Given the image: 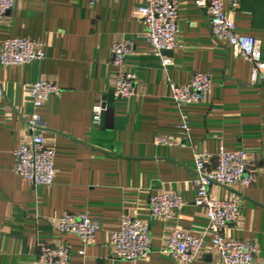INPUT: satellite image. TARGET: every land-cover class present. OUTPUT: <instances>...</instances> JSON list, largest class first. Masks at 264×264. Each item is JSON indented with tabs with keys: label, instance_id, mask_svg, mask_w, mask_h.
Segmentation results:
<instances>
[{
	"label": "crops",
	"instance_id": "obj_1",
	"mask_svg": "<svg viewBox=\"0 0 264 264\" xmlns=\"http://www.w3.org/2000/svg\"><path fill=\"white\" fill-rule=\"evenodd\" d=\"M174 1L182 48L165 54L171 59L166 69L142 37L139 4L131 0H14L0 20V47L7 39H28L42 42L45 53L26 65L0 64V264H40L43 244L68 246L69 264H182L163 249L174 228L206 229L204 211L195 205L194 156L220 148L244 151L257 174L248 187H209L215 199L241 201L239 223L223 235L257 243L255 264H264V69L253 80L250 62L211 37L205 10L195 0ZM224 7L236 33L259 42L264 62V0H241L234 12ZM123 40L135 41L124 70L136 78V95L115 99L111 47ZM195 72L209 74L211 88L201 103L183 108L190 137L182 147L170 83L186 84ZM39 80L61 89L39 112L45 144L55 150L51 187L14 173L13 152L33 134L29 88ZM101 102L108 107L103 124L93 125V107ZM161 138L169 144H157ZM160 193H177L186 203L168 223L150 215L149 200ZM63 213L101 222L89 246L56 230ZM124 216L149 222L151 252L144 259H113L110 233ZM209 241L206 236L204 255L191 264H219Z\"/></svg>",
	"mask_w": 264,
	"mask_h": 264
},
{
	"label": "built area",
	"instance_id": "obj_2",
	"mask_svg": "<svg viewBox=\"0 0 264 264\" xmlns=\"http://www.w3.org/2000/svg\"><path fill=\"white\" fill-rule=\"evenodd\" d=\"M93 1V0H92ZM139 4L138 14L145 26L142 37L159 57L163 69L171 64V59L164 52L181 49L178 41L179 7L174 0H131ZM241 0H195L202 7L209 19L211 37L230 46L234 53L250 62L253 80L264 69L259 42L251 36L236 33L235 23L224 5L231 12L239 8ZM14 0H0V20L12 10ZM135 53V41L123 40L111 47V65L117 69L113 82V97L129 99L136 95V78L124 70L125 59ZM45 59L44 44L28 39H7L0 47V64L4 67L26 65ZM211 88V76L195 72L186 84L170 83L171 99L180 113L181 122L178 130L183 133L187 145L190 137L188 114L184 107L201 103ZM61 89L52 81L39 80L29 88L32 104V118L27 123L28 130L33 133L31 138L23 141L13 152L14 173L29 181L33 186L51 187L56 171L54 168L55 150L48 147L42 136L45 130L39 112L51 96L60 95ZM3 97V86L0 83V98ZM106 102L93 107V125H99L103 114L107 112ZM159 145L169 144L168 139H157ZM197 189L195 205L203 209L208 221L202 233L193 234L172 229L165 243L163 252L182 264H191L205 253L204 238L210 237V246L216 252L219 264H255L259 247L255 242H246L226 238L223 232L236 226L241 219V201L238 198L218 200L209 193V187L216 184L230 187L236 184L252 185L257 177L255 169L250 165L244 151L228 152L220 148L214 154L200 153L194 156ZM186 203L177 193H160L149 200L150 215L165 223L171 222L174 211L181 209ZM101 222L87 213H63L56 230L61 234L76 235L83 247L89 246L95 233L100 229ZM113 259L134 262L144 259L151 252L150 225L148 221L133 216H124L118 228L110 233ZM84 255V250L79 252ZM70 248L66 245H39L38 262L40 264H69Z\"/></svg>",
	"mask_w": 264,
	"mask_h": 264
},
{
	"label": "water",
	"instance_id": "obj_3",
	"mask_svg": "<svg viewBox=\"0 0 264 264\" xmlns=\"http://www.w3.org/2000/svg\"><path fill=\"white\" fill-rule=\"evenodd\" d=\"M170 53H171V52H164V54H170ZM104 115H105V114H103L102 119H101L102 124H103V121H104V120H103Z\"/></svg>",
	"mask_w": 264,
	"mask_h": 264
}]
</instances>
